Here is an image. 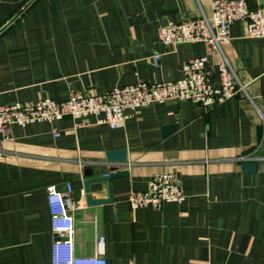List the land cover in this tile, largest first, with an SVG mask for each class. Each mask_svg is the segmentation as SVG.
<instances>
[{
	"label": "crops",
	"instance_id": "0c3cea01",
	"mask_svg": "<svg viewBox=\"0 0 264 264\" xmlns=\"http://www.w3.org/2000/svg\"><path fill=\"white\" fill-rule=\"evenodd\" d=\"M212 1L0 0V105L175 81L185 63L204 56L213 67L221 56L206 44L166 46L157 36L168 21L209 17ZM229 30L222 50L245 87L233 99L209 108L153 103L117 129L93 115L11 127L13 141L0 148V264H52L46 189L67 183L82 204L73 212L79 256L99 254L107 264H264V39L246 38L241 22ZM119 149L127 163H109L107 152ZM245 162H257V171L245 173ZM112 170L128 171L111 182L114 202L88 205L84 181ZM162 172L180 177L185 200L132 210L128 192L147 190ZM91 194L108 198L107 185L92 184Z\"/></svg>",
	"mask_w": 264,
	"mask_h": 264
},
{
	"label": "built area",
	"instance_id": "2783aa9c",
	"mask_svg": "<svg viewBox=\"0 0 264 264\" xmlns=\"http://www.w3.org/2000/svg\"><path fill=\"white\" fill-rule=\"evenodd\" d=\"M245 25V37L264 39V7L252 8L245 0H213L211 14L182 22L168 21L157 30L159 41L168 45L204 43L221 56L213 67L206 56L192 59L182 67L183 77L168 82L147 83L114 87L105 94L90 91H72L68 99L51 98L0 105V148L3 142H12L11 127L35 122H54L65 117L96 116L99 124L113 129L124 125L126 119L139 109L153 103L192 101L209 108L237 97L245 92L232 65L223 53V45L230 40L231 24ZM161 54L153 56L158 65ZM217 72V78L215 76ZM55 136L59 133L55 131ZM264 160V156L260 157ZM47 204L54 241L51 249L52 264H107L99 254L82 257L75 250V221L73 212L82 204L73 197V187L67 183L65 190L56 185L47 186ZM185 194L180 177L175 172L156 173L145 191H129L127 202L132 210L161 208L165 203H182ZM103 242V238H100Z\"/></svg>",
	"mask_w": 264,
	"mask_h": 264
},
{
	"label": "water",
	"instance_id": "95a60500",
	"mask_svg": "<svg viewBox=\"0 0 264 264\" xmlns=\"http://www.w3.org/2000/svg\"><path fill=\"white\" fill-rule=\"evenodd\" d=\"M172 127H165V131L168 132ZM263 133L262 126H258L257 128V136L258 140L261 139ZM106 159L109 163H114V164H126L128 159H127V152L125 149H119V150H113L109 151L106 154ZM258 164L257 162H245L243 163V171L245 173H255L257 171ZM84 175L85 176H91L92 171L91 169H85L84 170ZM128 176V171H115L112 170L110 173L99 176V177H88L84 181V187H85V193H86V201L88 205H101V204H108V203H113L114 202V196H113V190L111 186V182L113 179L116 178H121ZM94 183H104L107 185V190L109 193L108 198L106 199H94L92 194H91V185Z\"/></svg>",
	"mask_w": 264,
	"mask_h": 264
},
{
	"label": "trees",
	"instance_id": "16d2710c",
	"mask_svg": "<svg viewBox=\"0 0 264 264\" xmlns=\"http://www.w3.org/2000/svg\"><path fill=\"white\" fill-rule=\"evenodd\" d=\"M34 1H36V0H33V2H34ZM33 2L31 3V5L33 4ZM28 7H29V6H28ZM28 7H27V8H28ZM263 155H264V153H263Z\"/></svg>",
	"mask_w": 264,
	"mask_h": 264
}]
</instances>
